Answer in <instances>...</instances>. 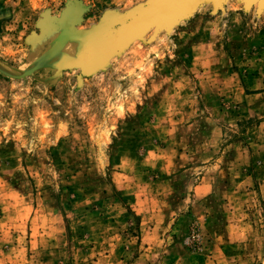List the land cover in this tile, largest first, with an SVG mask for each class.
I'll return each instance as SVG.
<instances>
[{"label":"rangeland","instance_id":"374dc122","mask_svg":"<svg viewBox=\"0 0 264 264\" xmlns=\"http://www.w3.org/2000/svg\"><path fill=\"white\" fill-rule=\"evenodd\" d=\"M0 264H264V0H0Z\"/></svg>","mask_w":264,"mask_h":264},{"label":"crops","instance_id":"0c3cea01","mask_svg":"<svg viewBox=\"0 0 264 264\" xmlns=\"http://www.w3.org/2000/svg\"><path fill=\"white\" fill-rule=\"evenodd\" d=\"M194 191L197 197H203L210 191V187L207 188L206 185L202 182L200 185L195 187Z\"/></svg>","mask_w":264,"mask_h":264},{"label":"bare ground","instance_id":"6f19581e","mask_svg":"<svg viewBox=\"0 0 264 264\" xmlns=\"http://www.w3.org/2000/svg\"><path fill=\"white\" fill-rule=\"evenodd\" d=\"M71 49H72V48H71ZM60 50H61V49H60ZM59 52H60V51H59ZM55 54H56V53H55ZM47 55H48V54H47ZM45 56H46V55H45ZM53 59H55V58H53ZM53 59H52V60H53ZM57 59H58V58H57ZM53 61H55V60H53Z\"/></svg>","mask_w":264,"mask_h":264}]
</instances>
